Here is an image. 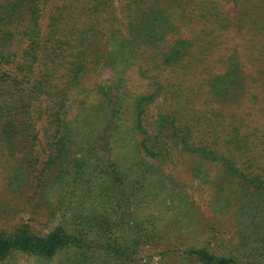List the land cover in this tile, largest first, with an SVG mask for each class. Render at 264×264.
<instances>
[{
  "label": "trees",
  "instance_id": "trees-1",
  "mask_svg": "<svg viewBox=\"0 0 264 264\" xmlns=\"http://www.w3.org/2000/svg\"><path fill=\"white\" fill-rule=\"evenodd\" d=\"M41 1L5 0L11 13L0 15V153L8 157L7 165L16 155L26 160L41 143L49 154L39 184L43 180L47 188L72 189L80 197L79 208L45 235L32 233L28 225L0 231V262L23 255L36 258L37 264L56 259L58 264H131L139 246L155 239L136 219L137 203H153L150 206L158 211L154 203L168 209L179 198L153 193L158 182L151 177L154 163L171 158L178 146L181 154L225 167L246 190L263 192L264 152L257 142L264 145V80L252 83L235 59L227 61L221 72L211 64L215 72L210 67L206 95L201 96L207 108L217 105L221 111H212L211 117L198 109L199 116L193 118L190 107L200 97L181 99L169 93L175 84L167 72L174 73L187 56L196 59L181 68L199 69L208 63L198 60L195 45L187 40L166 52L151 47L155 22L174 21L167 5L138 9L147 0H126L131 1L132 31L105 35L90 20L87 28L81 19L64 25L80 23L82 29H64L55 19L50 33L44 34ZM20 39L25 46H16ZM69 40L77 43L71 45ZM97 70L114 77L101 75L104 81L95 83L93 90L100 99L95 104L88 102L91 89L86 79ZM134 76L146 79L153 93L131 92L128 82ZM201 80L195 77L197 83ZM161 96L165 100L161 109L153 122L147 121L149 106ZM20 164L18 169L8 168L24 177L28 169ZM246 170L252 173L246 175ZM261 224L264 230V217ZM181 256L198 264H240L235 257L219 256L207 247L187 248Z\"/></svg>",
  "mask_w": 264,
  "mask_h": 264
},
{
  "label": "rangeland",
  "instance_id": "rangeland-1",
  "mask_svg": "<svg viewBox=\"0 0 264 264\" xmlns=\"http://www.w3.org/2000/svg\"><path fill=\"white\" fill-rule=\"evenodd\" d=\"M130 2L42 0V30L44 34L50 33V22L55 19L60 20L64 29H72L79 26L80 23H76L81 19L87 28H90L86 24L90 20L96 31H105V35L111 34L113 30L126 31L129 28L128 20L130 18L131 21L133 17ZM4 3L5 0L0 2V15L9 16L10 6ZM162 3L174 14V21L165 22L162 19L155 22L151 47H157V50L161 48L160 52H166L167 48L180 40H187L195 45L198 60H206L208 63L199 69H190L188 65L181 68L187 62L191 63L193 56H187L183 63L175 67L174 73L172 70L167 72L170 82L175 84L169 86V93L181 99L192 94L200 97L201 100L195 101L196 106L190 107L191 117L199 116L198 109L203 113L210 112L211 117L212 111H221L217 105H209L207 108L204 105L206 98L201 96L203 93L206 95L205 84L210 76L211 64L217 72H221L227 61L235 59L243 65L246 76L252 83L257 84L264 80V0H147L143 5H138V9H151L156 5L157 8ZM82 10L88 12V15L80 12ZM19 13L21 10L15 15ZM72 13L77 15L70 16ZM73 21H76L74 26L64 25ZM129 30L132 31L133 28L130 27ZM78 41L82 42L81 39ZM68 42L71 45L77 43L72 40ZM17 43V47L26 45L21 39ZM103 43H107V40ZM101 75L110 80L114 77L109 71L102 73L100 70L87 77V88L91 89L88 99L90 103L97 104L100 101L93 88L95 83L104 81ZM195 77L202 80L197 83ZM128 85L134 93H153L149 82L138 76H134ZM251 100L254 106L256 99ZM163 101L164 96H161V99L149 106L147 121L153 122L152 118L161 109ZM258 107L260 106L255 109ZM42 142L45 143L43 140ZM257 144L258 150L264 152V145L259 142ZM180 149L178 146L171 158L156 161L153 165L156 172L151 176L152 180L158 182V186L152 189L153 193H161L160 198L179 197L175 199L177 203L168 206V209L164 204L154 203L159 206L158 211L150 206L153 203H137L136 219L141 221L142 228L152 232L155 239L144 247L141 244L138 255L130 263L198 264L189 259L185 261L181 251L192 247H207L219 256L235 257L240 264H264V230L261 227L264 217V190L261 193L246 190L238 178L228 174L225 167L181 154L178 152ZM48 154L46 147L36 143L26 160L22 155H16L5 165L8 157L0 153V231L14 232L23 225H28L32 233L45 235L58 225L64 224L72 209L79 208L80 197L72 189L59 186L47 188L43 180L39 184L40 173ZM20 163L28 169L24 177L19 170L12 174L13 169H18ZM8 165L13 169L9 170ZM244 172L247 175L252 170ZM113 213L118 215L115 211ZM118 213L121 214L120 210ZM37 262L34 257L16 255L0 264ZM50 264H58V260Z\"/></svg>",
  "mask_w": 264,
  "mask_h": 264
}]
</instances>
